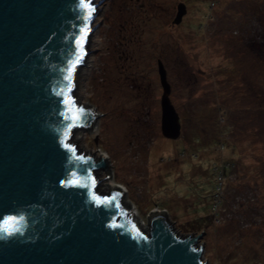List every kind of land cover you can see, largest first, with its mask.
I'll return each mask as SVG.
<instances>
[{"label": "rangeland", "instance_id": "rangeland-1", "mask_svg": "<svg viewBox=\"0 0 264 264\" xmlns=\"http://www.w3.org/2000/svg\"><path fill=\"white\" fill-rule=\"evenodd\" d=\"M180 5L186 14L178 24ZM96 7L100 25L76 96L99 117L92 132L75 131L72 144L108 157L111 185L124 189L146 233L150 213L162 208L180 236L204 231L197 247L204 243L207 264H264V0ZM160 62L182 123L177 140L162 133ZM215 128L223 142L207 137ZM225 162L232 172L217 200L215 168Z\"/></svg>", "mask_w": 264, "mask_h": 264}, {"label": "water", "instance_id": "water-1", "mask_svg": "<svg viewBox=\"0 0 264 264\" xmlns=\"http://www.w3.org/2000/svg\"><path fill=\"white\" fill-rule=\"evenodd\" d=\"M98 5L0 0V264H207L204 231L180 236L158 208L146 233L111 185L108 157L71 142L99 117L76 96ZM185 14L180 5L176 23ZM159 66L162 133L177 140L182 123Z\"/></svg>", "mask_w": 264, "mask_h": 264}, {"label": "trees", "instance_id": "trees-1", "mask_svg": "<svg viewBox=\"0 0 264 264\" xmlns=\"http://www.w3.org/2000/svg\"><path fill=\"white\" fill-rule=\"evenodd\" d=\"M201 127L203 128V126H201ZM204 132L206 133L208 131L204 130ZM211 132L212 133H209V135L207 136L208 138L213 136V139L215 140V142L218 141V140L219 141L221 140L222 142L224 141L222 138H220L221 136H220V134L218 132V129L215 128V129H213V131L211 130ZM210 134H213V135H210ZM205 136H206V134H205ZM224 136H226V132H224ZM216 144H219V143H216ZM222 146H223V150H224L225 149L224 143H222ZM193 158H195V157H193ZM213 166H214V164H213ZM221 166H222L221 168L220 167L218 168V166L215 168L217 172L215 171V189H214V193H216L215 195H216L217 200H220L221 198L224 200V195H225V191L224 190L226 189L225 180H227V178L229 176L227 171L230 170L232 172L233 164L229 163V162H225ZM221 177H223L222 180H220ZM213 206L215 207V205H211V211L214 208ZM222 207H223L222 203L220 205H218L217 210L215 211V217H217V218L221 217L220 210L222 209ZM212 214H213V212H212Z\"/></svg>", "mask_w": 264, "mask_h": 264}, {"label": "snow or ice", "instance_id": "snow-or-ice-1", "mask_svg": "<svg viewBox=\"0 0 264 264\" xmlns=\"http://www.w3.org/2000/svg\"><path fill=\"white\" fill-rule=\"evenodd\" d=\"M82 5L84 4V0H81Z\"/></svg>", "mask_w": 264, "mask_h": 264}, {"label": "bare ground", "instance_id": "bare-ground-1", "mask_svg": "<svg viewBox=\"0 0 264 264\" xmlns=\"http://www.w3.org/2000/svg\"><path fill=\"white\" fill-rule=\"evenodd\" d=\"M90 42V41H89ZM91 62V61H90ZM85 67H87V66H85ZM89 67H91V66H89ZM92 69V68H91ZM87 76V75H86Z\"/></svg>", "mask_w": 264, "mask_h": 264}]
</instances>
